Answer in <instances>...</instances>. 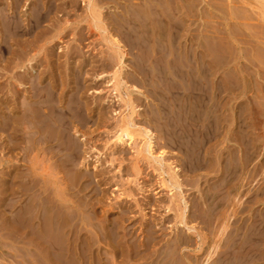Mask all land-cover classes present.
Here are the masks:
<instances>
[{"label":"rangeland","instance_id":"1","mask_svg":"<svg viewBox=\"0 0 264 264\" xmlns=\"http://www.w3.org/2000/svg\"><path fill=\"white\" fill-rule=\"evenodd\" d=\"M17 2H20L19 6ZM42 4L47 9L41 11V14H44L40 20L41 24L34 22L35 18L32 15L33 12L38 13ZM15 6L19 8L18 11L15 10L17 9L14 8ZM88 6L87 0H39L38 2L37 0H0V31L3 30L2 28L8 29L6 26L9 22L6 15L7 9L11 7L15 10L12 14L15 17L17 15L16 20L22 22L25 28H21L19 32L21 34L11 36L14 40L11 37L8 39V44L16 50L15 57L8 53L9 56L6 53L4 55L0 51L2 53V55L0 53V112L2 113L0 117L10 112L12 124L17 130V133L4 132L0 118V264H43L44 262L58 264L61 261L60 264H65L66 261L68 264L71 261V264H103L104 262V264H225V262L226 264L228 262L229 264H264V0H91L92 8ZM44 17L47 18L46 22ZM33 22L35 25L38 24L35 26ZM40 25L45 27L41 28ZM22 30L25 32L22 33ZM130 38L131 42H129ZM116 43L119 46L115 45ZM118 54L125 58L122 59L124 64L121 69V92L123 91L124 100L127 98L125 102L119 100L120 97L110 91L112 86L109 78L121 66L118 65L120 64ZM29 56L30 66L27 59ZM202 62L207 65L204 67ZM190 63L195 64L191 66ZM12 65L17 66L16 69ZM194 65L197 69H193L196 68ZM21 66L26 69L24 67L20 69ZM5 69L9 72L7 73ZM176 70L179 71L176 73ZM204 71L207 72L211 82L210 89L215 81L222 89L225 88L224 101H220L224 102L227 108L225 116L229 120L232 112L240 115L244 123V133L235 134L233 137L231 135L233 138L231 139L228 131L229 123H227L223 130L219 129L209 136V138L212 136V139L202 141V152H205V157L201 152L202 156L195 158L192 154L191 137L188 136L191 135L190 124L193 114L192 95L189 90L193 75L199 72L202 75ZM30 75L33 79L37 78L38 80L35 79L37 81L44 80L45 89L46 87L48 89V91L46 89L48 92L46 97L51 100L52 96V100L56 99L58 103L63 101L66 107L64 115L68 117L64 120L67 126L69 122L70 128L66 129L67 134L65 132L63 134V139H66V142L65 139L62 140L63 144L55 140L48 142L45 147L40 141L45 137L54 140L55 137H52L49 129H53V135L56 136L58 132V129L57 132L54 129L56 117H50L51 125L44 133V139V134L41 138L42 134H35L37 132L34 129L32 134L27 133L29 137L22 130L19 113L21 105L24 106L23 99L25 98V102L26 96L30 94V86H28L30 84L27 79L31 77ZM212 77L216 79L214 78L213 81ZM51 80L58 85H54ZM17 82L22 83L21 88ZM231 82H234L233 85ZM185 87L188 89L184 90ZM12 89L18 90L12 91ZM11 92L16 94L13 95ZM19 95L23 99H19ZM129 98L132 99L130 100L136 111L131 117L136 123L134 128L136 142L129 144V141L125 140L117 144L114 134L122 118L121 113L124 112L125 116L132 113L130 107H124L129 103ZM71 102L73 104L75 102L79 108L75 104L72 106ZM67 103L72 107L70 108ZM76 109L82 112L79 113L80 116L77 115V111L75 112ZM71 111L72 113H69ZM144 128L150 129L155 136L156 156L151 157L147 151L145 155L139 154L143 152L140 135ZM33 134L35 137H31ZM66 135L76 141L69 142ZM243 135L244 143H249L248 147L237 140ZM14 138L17 140L15 141ZM227 138L229 140L223 144L222 142ZM63 145H67L69 149L72 147L71 151L60 152ZM55 146L58 149L56 152ZM35 150L39 151L35 152ZM55 153L62 157L59 158V155L57 157ZM72 153L77 158L74 155V159L71 158ZM158 153L163 154L159 156ZM34 159L37 160L36 163ZM59 159L61 160L58 161ZM190 159L195 162H191ZM36 169L39 173L35 172ZM6 171H10L7 172L8 176ZM81 173L90 176L84 177ZM75 175L77 179L80 178L77 180ZM11 176L15 180H12ZM74 178L75 182H73ZM6 182L12 184L9 183L7 186ZM163 183L167 185L165 190ZM45 189L47 191H44ZM56 189L60 190L56 191ZM217 190L220 191L216 192ZM56 192L60 193V198H64V194H67L65 198L67 201L71 199L72 202L65 201L67 202L65 203L63 201L66 199L59 198L58 202V199H53ZM38 193L42 195L38 196ZM41 198H44L43 201ZM33 205L37 207L33 209L34 212ZM195 206L198 208L195 209ZM81 210L84 212L89 210V215ZM28 213L33 218L37 217L34 219L29 217V222ZM182 213L185 218L182 217ZM21 214H24V218ZM39 215L44 216L42 224ZM68 215L77 219L79 217V220L83 219L84 225ZM22 218L23 221L25 220L24 224ZM33 220H36L35 223ZM49 223H55L53 226L56 229L53 226L51 228ZM188 226L194 229L185 228ZM32 227L34 230L30 229ZM18 229L22 230L21 234ZM109 232H113L111 235L113 240ZM113 234L116 236L113 237ZM55 238L62 243L59 244ZM70 238L75 239L74 243ZM43 240L48 241L49 245ZM97 242L100 243V247ZM82 247H85L84 250ZM225 250L227 251L224 253ZM132 253H137V257L135 258L133 256L135 254ZM240 253L242 256L239 255ZM94 255L97 259L100 258V261L96 262ZM68 257L70 259H67ZM236 258L239 259L238 263Z\"/></svg>","mask_w":264,"mask_h":264},{"label":"bare ground","instance_id":"2","mask_svg":"<svg viewBox=\"0 0 264 264\" xmlns=\"http://www.w3.org/2000/svg\"><path fill=\"white\" fill-rule=\"evenodd\" d=\"M14 1V0H13ZM22 1V0H21ZM25 1V0H24ZM28 1V0H27ZM32 1V0H31ZM39 0H37V2H38ZM55 1V0H54ZM88 1V5L89 6H91V0H87ZM8 2V1H7ZM84 2V1H83ZM86 2V1H85ZM84 2V3H85ZM18 3V2H17ZM29 3V2H28ZM36 3V2H35ZM52 3V2H51ZM73 3V2H72ZM19 4H20V2L18 3V6H19ZM24 4V3H23ZM37 4V3H36ZM39 4L40 3H38V6H39ZM172 4V3H171ZM43 6L41 7V5H40V9L38 10V13H37V11H36V14H34V12H33V15H32V17L33 18H35V20H34V22L36 21V22H40V20L43 18V15L41 14L42 12L41 11H43L45 8H46V3H45V5L44 4H42ZM11 6V5H10ZM25 6V5H24ZM37 6V7H38ZM88 6V7H89ZM4 7V6H3ZM34 7V6H33ZM49 7V6H48ZM57 7V6H56ZM1 8H2V6H1ZM14 8H17L16 6L14 7ZM14 8L13 7H11V8H8L7 9V11H8V13H7V22H9L8 23V26H6V25H3V27L4 26H6V27H8V29L6 28L5 30H4V28H2L3 30H1L0 31V51L4 54V53H8V54H12V55H14V51H16V50H13V47H11V45H9L8 44V39H9V37H14L15 35H19V34H21V33H19L20 32V30H21V28L23 27L24 28V26H23V24H22V22H19L18 20H16V18H17V15H16V17H15V15H13L12 13L15 11V10H17L18 11V9L19 8H17V9H15L14 10ZM23 8V7H22ZM25 8H27V7H25ZM24 8V9H25ZM91 8H92V6H91ZM6 9V8H5ZM47 9V8H46ZM49 9V8H48ZM52 9V8H51ZM29 10H31V9H29ZM36 10V9H35ZM56 10V9H55ZM88 10H89V8H88ZM6 11V12H7ZM24 11V10H23ZM22 11V12H23ZM50 11V10H49ZM1 12V11H0ZM26 12V11H25ZM29 12V11H28ZM51 12V11H50ZM50 12H49V14H50ZM94 12V11H93ZM97 12V11H96ZM3 13H4V11H3ZM19 13V12H18ZM27 13V12H26ZM47 13H48V11H47ZM1 14V13H0ZM6 14V13H5ZM12 14V15H11ZM19 14H21V13H19ZM49 14H47L48 16H49ZM90 14V13H89ZM4 15V14H3ZM27 15V14H26ZM26 15H25V17H26ZM91 15V14H90ZM5 16V17H6ZM20 16V15H19ZM173 16V15H172ZM3 17V16H2ZM30 17V16H29ZM4 18V17H3ZM3 18H1V19H3ZM101 18V17H100ZM4 19H6V18H4ZM24 19V18H23ZM28 20H29V18H27ZM44 19H45V22L47 21V18H45L44 17ZM26 20V19H25ZM97 20V19H96ZM95 20V21H96ZM124 20V19H123ZM2 22H5V21H3L2 20ZM25 22V21H24ZM31 22V21H30ZM34 22H33V24H34ZM42 22H43V20H42ZM6 23V22H5ZM41 23V22H40ZM26 24H29V23H26ZM38 24V23H37ZM36 24V25H37ZM42 24V23H41ZM30 25V24H29ZM35 25V24H34ZM35 25V26H36ZM123 25V24H122ZM143 25V24H142ZM121 26V25H120ZM28 26H26V28H27ZM33 27V26H32ZM40 27H41V25H40ZM39 27V28H40ZM45 26H43V27H41V28H44ZM122 27V26H121ZM25 29V28H24ZM33 29V28H32ZM34 29H35V27H34ZM46 29V28H45ZM44 29V30H45ZM124 29H126V28H124ZM23 31L24 30H22V33H23ZM34 31V30H33ZM35 31H37V30H35ZM41 31V30H40ZM122 31H124V30H122ZM25 32V31H24ZM42 32H43V29H42ZM125 32V31H124ZM123 32V33H124ZM129 32V31H128ZM128 32L126 33L127 34V37L129 36V34H128ZM27 33V32H26ZM31 33V32H30ZM109 33V32H108ZM25 34V33H24ZM32 34V33H31ZM39 34V33H38ZM43 34V33H42ZM194 34V33H193ZM221 34V33H220ZM9 35V36H8ZM26 35V34H25ZM29 35V34H28ZM35 35V34H34ZM37 35V34H36ZM40 35V34H39ZM39 35H37V36H39ZM22 36V35H21ZM110 36V35H109ZM113 36V35H112ZM135 36V35H134ZM11 37V38H12ZM20 37V36H19ZM131 37H132V35H131ZM41 38V37H40ZM13 39V38H12ZM11 39V40H12ZM18 39H20V38H18ZM22 39L23 38H21V41H22ZM112 39H113V37H112ZM125 39V38H124ZM127 39V38H126ZM206 39V38H205ZM14 40V39H13ZM130 41L129 42H131V38L129 39ZM127 41V40H126ZM14 42V41H13ZM24 42V41H23ZM128 42V41H127ZM126 42V43H127ZM26 43V42H25ZM112 43V42H111ZM120 43V42H119ZM145 43V42H144ZM220 43V42H219ZM14 44H15V46H16V43L14 42ZM24 44V43H23ZM42 44V43H41ZM118 43H116L115 45H117ZM127 44H129V43H127ZM136 44V43H135ZM138 44V43H137ZM19 45V44H18ZM110 45V44H109ZM112 45V44H111ZM120 45H122V44H120ZM113 46V45H112ZM118 46H119V44H118ZM139 46V45H138ZM147 46V45H146ZM217 46V45H216ZM18 47V46H17ZM20 47H21V45H20ZM23 47H25V46H23ZM133 47V46H132ZM137 47V46H136ZM220 47V46H219ZM218 47V48H219ZM15 48V47H14ZM40 48V47H39ZM121 48H123V47H121ZM121 48H119V50L121 49ZM124 48H125V46H124ZM209 48V47H208ZM215 48V47H214ZM217 48V47H216ZM41 49V48H40ZM60 49V48H59ZM136 49V48H135ZM148 49V48H147ZM19 50V49H18ZM17 50V51H18ZM25 51H27L26 49H24ZM23 50V51H24ZM116 50V49H115ZM125 51H126V48L124 49ZM146 50V49H145ZM217 49H215V51H216ZM243 50V49H242ZM176 51V50H175ZM212 51V50H211ZM0 52V53H1ZM21 52V51H20ZM19 52V53H20ZM121 52V51H120ZM2 53H1V55H2ZM17 53V52H16ZM22 53V52H21ZM34 53V52H33ZM72 53V52H71ZM7 54V55H8ZM18 54V53H17ZM117 54V53H116ZM198 54H199V52H198ZM5 55V54H4ZM3 55V56H4ZM19 55V54H18ZM17 55V56H18ZM22 55H23V53H22ZM25 55V54H24ZM32 55V54H31ZM119 55V54H118ZM218 55V54H217ZM9 56V55H8ZM26 56V55H25ZM25 56H24V58H25ZM115 56H117V55H115ZM120 56V55H119ZM1 57V56H0ZM13 57V56H12ZM14 57H15V55H14ZM34 57V56H33ZM217 57V56H216ZM17 58H19V57H17ZM21 58H22V56H21ZM119 58V57H118ZM2 59V58H1ZM3 59H6L5 57H3ZM13 59V58H12ZM15 59V58H14ZM13 59V60H14ZM27 59H28V61H29V66H30V61H31V58H30V56L29 57H27ZM123 59V57L122 56H120V64H118V65H121V66H119L120 67V69H117L114 73H112L111 74V76H110V78H109V82H111V85L110 86H112L111 87V89H110V91H111V93H113V94H116L117 96H119L120 97V99L119 100H121L122 102H125V100L127 99H125L124 100V97H123V95H122V92H121V89H122V87H121V69L123 68V64H124V59ZM10 61H11V59H10ZM19 61H21V59L19 60ZM23 61V60H22ZM199 61H201V60H199ZM24 62V61H23ZM192 62V61H191ZM197 62H198V60H197ZM204 62V61H203ZM203 62H202V64H203ZM220 62V61H219ZM15 63V62H14ZM13 64V63H12ZM25 64V63H24ZM27 64V63H26ZM191 64V63H190ZM192 64H195V63H192ZM191 64V66H193ZM3 65V64H2ZM186 65V64H185ZM196 65H198L197 63H196ZM196 65H194V66H196ZM200 65V64H199ZM204 65V64H203ZM207 64H205L204 65V67L206 66ZM4 66V65H3ZM6 66V65H5ZM17 66H19V64H18V62H17ZM17 66H14L13 67V65H12V67L13 68H15L16 69V67ZM201 66V65H200ZM22 67H24V66H21V68L20 69H22ZM118 67V68H119ZM176 67V66H175ZM201 67H203V66H201ZM8 68V67H7ZM6 68V69H7ZM25 68V67H24ZM185 68V67H184ZM187 68V67H186ZM198 68H200V67H198ZM5 69V70H6ZM26 69V68H25ZM27 69H28V67H27ZM144 69V68H143ZM193 69H197V66H196V68H193ZM204 69V68H203ZM19 70V69H18ZM141 70V69H140ZM186 70H189V69H186ZM200 70V69H199ZM209 70H211V69H209ZM4 71V70H3ZM7 71V70H6ZM6 71H5V73H6ZM12 71V70H11ZM177 71H179V70H176V73H177ZM190 72H192L191 70H189ZM194 71V70H193ZM206 71H208V70H206ZM206 71H204V72H202V75L200 74L201 72H199V73H195L194 75H193V78H192V82H190V88H191V90H189V92L191 91V97H192V104H193V114L191 115V124H190V130H191V135H188V136H190L191 137V144H192V146H193V155L195 156V158L196 157H198V156H200L201 155V152H202V141H204V142H206V141H208V140H210V139H212V136H211V138H209V136L210 135H213V133L214 132H217L219 129H221V130H223L224 128H225V126H226V124L227 123H229V129H228V131L230 132V138L231 139H233L232 137H233V135H235V134H237V135H240V133H244L243 132V130H244V123H243V119H241V117H240V115H238V114H233V112H232V116H230V119L228 120L227 118H226V116H225V109H227V108H225V104H224V102H220L221 100H223L224 101V90H225V88L224 89H222L221 88V86L220 85H218L217 83L218 82H214V85H213V87L210 89V87L211 86H209V84L211 83V82H209V77H208V74H207V72ZM219 71V70H218ZM222 71V70H221ZM224 71V70H223ZM9 72V70L7 71V73ZM20 72V71H19ZM18 72V73H19ZM144 72V71H143ZM181 72H182V70H181ZM187 72V71H186ZM185 72V73H186ZM212 72V71H211ZM215 72V71H214ZM31 73V72H30ZM219 73V72H218ZM2 74H3V72H2ZM10 74V73H9ZM15 74V73H14ZM13 74V76H15ZM25 74H26V72H25ZM202 76V77H200V75ZM214 74H216L217 75V73H214ZM19 75V74H18ZM28 75H29V73H28ZM53 75V74H52ZM163 75V74H162ZM182 75V74H181ZM187 75H188V73H187ZM191 75V74H190ZM227 75V74H226ZM4 76H5V74H4ZM10 76V75H9ZM31 76V75H30ZM79 76V75H78ZM173 76H175V75H173ZM179 76H180V74H179ZM192 76V75H191ZM214 76V75H213ZM228 76H230V75H228ZM2 77V76H1ZM19 77V76H18ZM29 77V76H28ZM43 77V76H42ZM51 77V76H50ZM54 77V76H53ZM187 77V76H186ZM216 77V76H215ZM215 77H212L213 79V81H214V78ZM20 78H21V76H20ZM39 78V77H38ZM181 78V77H180ZM184 78L185 77H183V79L182 80H184ZM189 78V77H188ZM224 78V77H223ZM5 79V78H4ZM8 79H10V78H8ZM17 79V78H16ZM22 79H24V78H22ZM21 79V80H22ZM28 80H29V83L28 84H30V85H28V86H30V89H29V95L28 96H26L27 97V100L24 102V99L23 98H21L20 97V95H19V99L21 98V99H23V102H22V104H24V106L23 105H21L20 107H21V109H20V119H21V123H22V125L21 126H23V132L24 133H26V135L29 137V135L28 134H32V130L34 129V131H36L37 133H35V134H42L40 137L42 138V136H43V134L44 133H46V130H48L47 128H48V126L49 125H51L50 123H49V121H50V117H56L57 118V121L55 122V125H54V129H56V131L55 132H57V129H58V132H57V134H56V136H54L53 134V132L54 131H52L51 129H49L51 132H52V137H55L54 138V140L53 139H49V137H48V139L45 137V134H44V136H43V139H44V137H45V139L42 141V139L40 140L42 143V145H44L45 147H46V145L48 144V142H52V141H61V143L63 142L62 140H64L63 139V134H64V132H65V134H67L66 132H68V131H66V129L67 128H70V124H69V122H67L68 123V126L65 124V120L64 119H66L68 116L67 115H64V108H66L65 107V105L63 104V101H62V103H58V101L56 100V99H53L52 100V96H51V100L48 98V97H46V94L48 93V92H46V89H47V87H46V89H45V86H46V84L44 83L43 84V82H44V80L43 79H41V78H39V79H41V80H39V81H37L38 79L37 78H35V79H37V80H35V79H33V77L31 76L30 78H27ZM101 79V78H100ZM161 79V78H160ZM187 79V78H186ZM191 79V78H190ZM211 79V78H210ZM216 79V78H215ZM230 79V78H229ZM26 80V79H25ZM76 80V79H75ZM1 81V80H0ZM18 81V80H17ZM22 81H24V80H22ZM53 80H51L50 82H52ZM191 81V80H190ZM213 81H212V83H213ZM218 81V80H217ZM231 81H233V80H231ZM10 82V81H9ZM8 82V83H9ZM48 82V81H47ZM78 82V81H77ZM77 82H75V83H77ZM172 82V81H171ZM180 82H182V81H180ZM185 82V81H184ZM2 83V82H1ZM5 83V82H4ZM4 83H2V84H4ZM11 83H13V82H11ZM18 83V86L21 88V86H22V83H20V82H17ZM25 83V82H24ZM53 83V82H52ZM51 83V84H52ZM55 83V82H54ZM53 83V84H54ZM126 83V82H125ZM166 83V82H165ZM183 83V82H182ZM232 83H234V82H231V84ZM48 84V83H47ZM52 84V85H53ZM82 84V83H81ZM122 84H124V83H122ZM188 85H189V82L187 83ZM222 84H224V83H222ZM6 85V84H5ZM15 85V84H14ZM54 85H56V84H54ZM58 85V84H57ZM56 85V86H57ZM76 85V84H75ZM169 85H171V84H169ZM233 85V84H232ZM32 86V87H31ZM49 86H51L50 84H49ZM173 86V85H172ZM62 87H64V86H62ZM121 87V88H120ZM125 87H126V85H125ZM170 87V86H169ZM180 87V86H179ZM189 87V86H188ZM232 87V86H231ZM234 87V86H233ZM240 87V86H239ZM10 88V87H9ZM22 88H24V87H22ZM32 88V89H31ZM60 88V87H59ZM77 88H79V86L77 87ZM76 88V89H77ZM15 89V88H14ZM25 89V88H24ZM50 90H51V88H49ZM64 89V88H63ZM74 89V88H73ZM174 89H176V88H174ZM173 89V90H174ZM182 89V88H181ZM180 89V90H181ZM186 89H188V88H186L185 87V89L184 90H186ZM8 90V89H7ZM18 90V89H17ZM17 90H13L12 89V91H17ZM62 92L64 91V90H62V89H60ZM20 91V90H19ZM25 91V90H24ZM24 91H22V92H24ZM47 91H48V89H47ZM52 91V90H51ZM57 91V90H56ZM109 91V92H110ZM188 91V90H187ZM21 92V93H22ZM55 92V91H54ZM126 92H128V91H126ZM174 92H175V90H174ZM5 93V92H4ZM11 93H13V92H11ZM20 93V92H19ZM56 93V92H55ZM179 93V92H178ZM7 94V93H6ZM16 94V93H15ZM14 93H13V95H15ZM25 94V93H24ZM59 94H60V91H59ZM69 94H71V93H69ZM76 94H77V92H76ZM176 94V93H175ZM5 95V94H4ZM10 96H11V94H9ZM26 95V94H25ZM62 95H63V93H62ZM61 95V96H62ZM6 96V95H5ZM4 96V97H5ZM22 96V95H21ZM53 96H55V95H53ZM56 96H57V94H56ZM60 96V95H59ZM78 96H79V94H78ZM115 96V95H114ZM130 96V95H129ZM128 96V97H129ZM241 96V95H240ZM12 97V96H11ZM14 97H16V96H14ZM69 97H71V96H69ZM69 97H68V100H69ZM72 97H74V95L72 96ZM242 97V96H241ZM49 100H48V99ZM75 98H77V97H75ZM66 99V98H65ZM131 98H129V103H126L127 105L126 106H124V107H126V108H128V107H130V109H131V114L130 115H128V116H125L124 115V112L123 113H121V115H122V118H121V120H120V122L118 123V128H117V131H116V134H114L115 135V138H116V142H117V144H118V142H120L119 144H121V142H125V140L127 141H129V144H133V143H135L136 142V138H135V136H136V133H135V127H136V123H134L133 122V120L131 119V117H132V115L134 114V113H136V111H135V107H133V104L131 103V100H130ZM225 99H227V98H225ZM234 99V98H233ZM11 100V99H10ZM16 100V99H15ZM14 100V101H15ZM60 100H62V99H60ZM63 100H64V98H63ZM68 100H66V102L68 101ZM72 100H74L73 98H72ZM76 100H78V99H75V101ZM215 100H217V101H215ZM230 100V99H229ZM12 101V100H11ZM79 101H80V99H79ZM79 101H78V103H79ZM172 101V100H171ZM8 102V101H7ZM73 102V101H72ZM71 102V105L73 104ZM127 102V101H126ZM10 103V102H9ZM12 103V102H11ZM15 103V102H14ZM70 103V102H69ZM77 103V104H78ZM74 104L76 105V103L74 102ZM73 104V105H74ZM80 104H81V102H80ZM165 104H166V102H165ZM1 105V104H0ZM67 105L71 108L72 106H70L68 103H67ZM14 106V105H13ZM12 106V107H13ZM15 106H17V105H15ZM77 106V105H76ZM80 106V105H79ZM1 107V106H0ZM5 107V106H4ZM78 107V106H77ZM76 107V108H77ZM84 107V106H83ZM190 107V106H189ZM192 107V106H191ZM244 107V106H243ZM254 107V106H253ZM7 108V105H6V107H5V109ZM16 108V107H15ZM75 108V107H74ZM79 108V107H78ZM80 108H82V106L80 107ZM10 109V108H9ZM67 109H69V108H67ZM178 109V108H177ZM70 110V109H69ZM73 110V109H72ZM78 109H76L75 110V112L77 111ZM82 110V109H81ZM2 111V110H1ZM4 111V110H3ZM82 111H84V109L82 110ZM124 111V110H123ZM127 111H129V110H127ZM230 111H232V109L230 110ZM256 111V110H255ZM74 112V111H73ZM174 112V111H173ZM179 112V111H178ZM235 112V111H234ZM1 113V112H0ZM10 113V112H9ZM9 113H5L4 114V116L3 117H0V118H2V125H1V127H2V130L4 131V132H15V133H17L16 131V129H15V126L12 124V117H11V115H9ZM67 113V112H66ZM69 113H72V111L71 112H69ZM68 113V114H69ZM77 115H79L80 116V114L82 113V112H79V111H77ZM80 113V114H79ZM230 113V112H229ZM247 113V112H246ZM251 113V112H250ZM2 114V113H1ZM76 114V113H75ZM129 114V113H128ZM76 115V116H77ZM100 115V114H99ZM169 115H171V114H169ZM243 115H245V114H243ZM16 116H18V115H16ZM65 116V117H64ZM179 116V115H178ZM184 116V115H183ZM251 116V115H250ZM74 117V116H73ZM14 118H16L17 119V117H14ZM34 118H35V120H34ZM79 118H81V117H79ZM181 118V117H180ZM184 118V117H183ZM70 119V118H69ZM169 119V118H168ZM185 119V118H184ZM184 119H183V121H184ZM18 120V119H17ZM52 120V119H51ZM187 121V120H186ZM185 121V122H186ZM229 121V122H228ZM188 122V121H187ZM253 122H255V121H253ZM180 123V122H179ZM182 123H184V122H182ZM53 124V123H52ZM175 124V123H174ZM185 124V123H184ZM187 124V123H186ZM185 124V125H186ZM20 125V124H19ZM78 125V124H77ZM225 125V126H224ZM139 126V125H138ZM248 127V126H247ZM171 128V127H170ZM186 127H184V129H185ZM256 128V127H255ZM65 129V130H64ZM137 129V128H136ZM177 129V128H176ZM249 128H247V130H248ZM69 130V129H68ZM77 130V129H76ZM116 130V129H115ZM183 130V129H182ZM188 130V132H189V129H187ZM246 130V132H248ZM75 131V130H74ZM79 131V130H78ZM139 131V130H138ZM225 131V130H224ZM223 131V133L222 134H224L225 132ZM51 132H50V134H51ZM141 132V131H140ZM187 132V133H188ZM14 133V134H15ZM28 133V134H27ZM16 135V134H15ZM25 135V134H24ZM231 135H232V137H231ZM250 135V134H249ZM46 136H47V134H46ZM48 136H50V135H48ZM140 136H142V143H140V146H141V149H142V151L143 152H139V154L142 156V155H145L144 153H146L145 151H147V154L149 153L150 154V156L151 157H153V156H156V154H155V152H154V147H155V143H154V134L150 131V129H148V128H144V130L141 132V135ZM10 137V136H9ZM31 137H35L34 136V134H33V136L31 135ZM66 137H67V135H66ZM178 137V136H177ZM3 138V137H2ZM10 138H12V137H10ZM25 138V137H24ZM67 138H69V137H67ZM141 138V137H140ZM186 138H188V137H186ZM209 138V139H208ZM246 138H248V137H246ZM6 139V138H5ZM13 139V138H12ZM15 139V138H14ZM26 139V138H25ZM30 139V138H29ZM32 139V138H31ZM40 139V138H39ZM215 139V138H214ZM243 139H244V135H243V137L242 136H240V137H238L237 138V140H238V142L240 143V144H243V146H245V147H248V144L249 143H244V141H243ZM17 139H15V141H16ZM33 140V139H32ZM68 140V139H67ZM70 140L71 141H76V140H72V139H70L69 138V142H70ZM227 140H229V138H227L226 140H224L222 143L224 144V143H226L227 142ZM9 141V140H8ZM28 141V140H27ZM30 141V140H29ZM212 141H214V140H212ZM216 141V140H215ZM246 141V140H245ZM251 141H252V139H251ZM4 142V141H3ZM11 142V141H10ZM65 142H66V139H65ZM68 142V143H69ZM230 142V141H229ZM235 142L237 143V141H236V139H235ZM30 143V142H29ZM75 143V142H74ZM252 143V142H251ZM34 144H36V143H34ZM40 144V145H41ZM53 144V143H52ZM60 143H58L57 145H59ZM63 144V143H62ZM66 144V143H65ZM69 144H71V143H69ZM78 144V143H77ZM239 144V145H240ZM253 144V143H252ZM56 145V146H57ZM73 145V144H72ZM185 145V144H184ZM190 145V144H189ZM24 146V145H23ZM36 146V145H35ZM44 146H42V147H44ZM55 146V147H56ZM75 146H76V143H75ZM188 146V145H187ZM208 146V145H207ZM223 146V145H222ZM7 147H8V145H7ZM11 147V146H10ZM18 147V146H17ZM26 148H27V146H25ZM59 147H60V145H59ZM77 147V146H76ZM138 147H139V145H138ZM186 147V146H185ZM191 147V146H190ZM219 147V146H218ZM221 147V146H220ZM254 147V146H253ZM13 148V147H12ZM50 148H51V146L49 147V149L48 150H50ZM72 148V147H71ZM71 148L69 149V147L67 146V145H63L61 148H60V152H69V151H71ZM78 148H79V146H78ZM187 148V147H186ZM186 148H184L185 150H186ZM46 149V148H45ZM44 149V150H45ZM74 149H76V148H74ZM139 149H140V147H139ZM254 149V148H253ZM41 150H42V148H41ZM40 150V151H41ZM47 150V151H48ZM55 150V152H56V150H58L57 149V147L54 149ZM79 150V149H78ZM138 150V149H137ZM190 150H191V148H190ZM205 150V149H204ZM8 151H10V150H8ZM39 150H35V152H38ZM46 151V150H45ZM44 151V152H45ZM52 151V150H51ZM188 151V150H187ZM14 152V151H13ZM22 152V151H21ZM31 152H33V150H31ZM50 152V151H49ZM53 152V151H52ZM73 152V151H72ZM74 152H75V150H74ZM73 152V153H74ZM191 152H192V150H191ZM72 153V155L71 156H75V154H73ZM189 153H190V151H189ZM203 153V152H202ZM56 154V153H55ZM62 154H64V153H62ZM67 154V153H66ZM137 154V153H136ZM139 154H138V158H139ZM159 154V153H158ZM163 153H160L159 154V156L160 155H162ZM191 154V155H192ZM204 154V157H205V152L203 153ZM37 155V154H36ZM57 155V154H56ZM55 155V156H56ZM59 155V154H58ZM58 155H57V157H58ZM60 156V155H59ZM65 156V155H64ZM74 156L73 157H71V158H73L74 159ZM140 156V157H141ZM158 156V155H157ZM189 156V155H188ZM202 156V155H201ZM62 156H60L59 158H61ZM145 157V156H144ZM68 158V157H67ZM75 158H77V156H75ZM137 158V159H138ZM150 158V157H149ZM162 158V157H161ZM191 158V157H190ZM194 158V157H193ZM200 158H202V157H200ZM35 159H36V157H35ZM34 159V160H35ZM50 159V158H49ZM69 159V158H68ZM73 159H71V160H73ZM61 159H59L58 161H60ZM76 160V159H75ZM74 160V161H75ZM154 160V159H153ZM199 160V159H198ZM201 160V159H200ZM206 160V159H205ZM36 161L37 160H35L34 162L36 163ZM74 161H73V163H74ZM157 161V160H156ZM188 161V160H187ZM190 161H191V159H190ZM194 161V160H193ZM193 161H191V162H193ZM235 161V160H234ZM33 162V163H34ZM195 162V161H194ZM193 162V163H194ZM197 163L198 162H200V161H196ZM38 163V162H37ZM137 163V162H136ZM139 163V162H138ZM137 163V164H138ZM158 163V162H157ZM203 163V162H202ZM207 163V162H206ZM44 164V163H43ZM51 164H52V162H51ZM196 164V163H195ZM63 165V164H62ZM204 165V164H203ZM206 165V164H205ZM61 166V165H60ZM72 166H74V164L72 165ZM71 166V167H72ZM195 166H198V165H195ZM71 167H70V170L72 171V169H71ZM162 167V166H161ZM189 167V166H188ZM198 167H200V165L198 166ZM197 167V168H198ZM57 168V167H56ZM61 168V167H60ZM73 168V167H72ZM32 169H34V167L32 166ZM65 169V168H64ZM232 169H234V168H232ZM62 170V169H61ZM69 170V171H70ZM194 170V169H193ZM203 170V169H202ZM17 171V170H16ZM21 171V170H20ZM38 170L36 169L35 170V172H37ZM8 171H6V175L10 172H8ZM165 172V171H164ZM193 172V171H192ZM34 173V172H33ZM38 173H39V171H38ZM191 173V172H190ZM230 173V172H229ZM35 174V173H34ZM67 174H69V173H67ZM82 174V173H81ZM80 174V175H81ZM161 174H162V171H161ZM160 174V175H161ZM168 175H169V173H167ZM3 175H5V174H3ZM37 175V174H36ZM36 175H35V177H36ZM40 175H42V173L40 172ZM70 175V174H69ZM74 175V174H73ZM84 177H86V176H88V175H86L85 176V173H83L82 174ZM81 175V176H82ZM159 175V176H160ZM8 176V175H7ZM43 176V175H42ZM79 176V175H78ZM82 176V177H83ZM90 176V175H89ZM162 176V175H161ZM13 176H11V178H12ZM46 177V176H45ZM75 178H76V175L74 176ZM94 177V176H93ZM169 177H171V176H169ZM7 178V177H6ZM11 178H10V180H11ZM16 178V177H15ZM75 178H74V181L73 182H75ZM80 177H78V179H79ZM89 178V177H88ZM160 178H162V177H160ZM175 178H177V177H175ZM39 179V178H38ZM52 179H54V178H52ZM77 179V178H76ZM77 179V180H78ZM86 179V178H85ZM10 180H8V181H10ZM12 180H15V179H13L12 178ZM81 180V179H80ZM169 180V179H168ZM7 181V182H8ZM17 181V180H16ZM46 181V180H45ZM57 181V180H56ZM87 181V180H86ZM165 180H163V182H164ZM171 181V180H170ZM7 182H6V184H7ZM15 182V181H14ZM51 182V181H50ZM84 182V181H83ZM168 182V181H167ZM10 183V182H9ZM8 183V184H9ZM87 183H90V182H87ZM161 183V182H160ZM180 183V182H179ZM197 183V182H196ZM3 184H4V182H3ZM8 184H7V186H8ZM10 184H12V183H10ZM23 184V183H22ZM47 184V183H46ZM74 184V183H73ZM85 184V183H84ZM14 186L16 185V183L15 184H13ZM34 185V184H33ZM162 185V184H161ZM163 185L165 186V188H164V190L167 188V185L165 184V183H163ZM2 186V185H1ZM13 186V187H14ZM87 186V185H86ZM219 186V185H218ZM2 187H4V186H2ZM6 187V186H5ZM10 187H12V185L10 186ZM32 187V186H31ZM38 187V186H37ZM41 187V186H40ZM8 188V187H7ZM42 188V187H41ZM55 188V187H54ZM57 188H60V187H57ZM213 188V187H212ZM28 189H31V188H28ZM36 189V188H35ZM34 189V190H35ZM75 189V188H74ZM169 189V188H168ZM221 189V188H220ZM8 190V189H7ZM10 190H11V188H10ZM25 190H26V188H25ZM33 190V189H32ZM58 189H56V191H57ZM60 190V189H59ZM58 190V191H59ZM61 190H63V189H61ZM87 190V189H86ZM173 190V189H172ZM211 190V189H210ZM12 191V190H11ZM26 191H29V190H26ZM38 191V190H37ZM37 191H35L36 193H37ZM44 191H47V189H45ZM54 191V190H53ZM64 191V190H63ZM63 191H61V192H63ZM171 191V190H170ZM212 191V190H211ZM218 191H220V190H217L216 192H218ZM31 192V191H30ZM41 192H42V190H41ZM55 192V191H54ZM2 193V192H1ZM14 193V192H13ZM58 192H56V194H54V197H53V199L55 198L56 200L59 198L60 200L61 199H66V200H64L63 202H65V201H67V198H65L66 197V195L64 194V198H60L59 196V194H57ZM65 193V192H64ZM39 194H41V193H38V196H39ZM3 195H5L6 196V194H4L3 193ZM42 195V194H41ZM41 195H40V197H41ZM48 195V194H47ZM55 195H57V196H55ZM35 197H36V195H34ZM51 197V198H52ZM9 199H10V197H8ZM12 198H14V197H12ZM8 199V200H9ZM27 199V198H26ZM36 198H34V200H35ZM44 199V198H43ZM43 199L41 198V200L43 201ZM45 199H47V198H45ZM52 199V200H53ZM59 199H58V202H59ZM207 199V198H206ZM3 200V199H2ZM11 200V199H10ZM48 201H49V199H47ZM68 200H70V201H67V202H72L71 201V199H68ZM40 201V200H39ZM53 201H55V200H53ZM7 202H9V201H7ZM6 202V203H7ZM41 202V201H40ZM63 202H61V203H63ZM67 202H65V203H67ZM211 202V201H210ZM16 203V202H15ZM50 203H51V201H50ZM57 203V202H56ZM61 203H60V205H58L59 207L61 206ZM83 203V202H82ZM214 203V202H213ZM33 204H34V201H33ZM64 204V203H63ZM88 204V203H87ZM197 204V203H196ZM9 205V204H8ZM51 205H53V203L51 204ZM51 205H50V207H51ZM84 205V204H83ZM198 205V204H197ZM5 207H7L6 205H4ZM34 206V208H32V211L34 212V210H35V208H37V207H35L36 205H33ZM41 206V205H40ZM55 206H57V204L55 205ZM58 206H57V208H58ZM63 206V205H62ZM65 206V205H64ZM187 206V205H186ZM216 206V205H215ZM32 207V206H31ZM194 207V206H193ZM4 208V207H3ZM28 208V207H27ZM41 208V207H40ZM54 209H56V207H53ZM66 208H68V207H66ZM65 208V209H66ZM78 208H79V206H78ZM185 208V207H184ZM196 208H198V207H196L195 206V209ZM6 209V208H5ZM8 209V208H7ZM34 209V210H33ZM39 209V208H38ZM62 209V208H61ZM64 209V210H65ZM84 209V208H83ZM86 209H87V206H86ZM86 209H84V210H86ZM186 209V208H185ZM185 209H184V211H185ZM40 210V209H39ZM39 210H38V213H39ZM71 210V209H70ZM90 210V209H89ZM89 210L88 211H82V212H84V213H88L89 212ZM198 210H200V209H198ZM6 211H8V210H6ZM28 210L26 209V212H27ZM32 211L30 212V214L32 213ZM37 211V210H36ZM41 211H43V213H44V210H42L41 209ZM182 211V210H181ZM68 212H70L69 210H68ZM68 212H66L67 214H68ZM95 212H97V211H95ZM42 213V214H43ZM47 213V212H46ZM51 213V212H50ZM56 213V212H55ZM61 213V212H60ZM62 213H63V211H62ZM71 213V212H70ZM99 213V212H98ZM29 214V213H28ZM29 214V216L27 217V220H29V222H30V218L32 217L33 218V216L32 215H30ZM34 214H36V213H34ZM58 214V213H57ZM56 214V215H57ZM183 214V213H182ZM181 214V215H182ZM200 214V213H199ZM10 215V214H9ZM22 216L24 215V214H21ZM20 215V216H21ZM44 215V214H43ZM59 215V214H58ZM71 215V214H70ZM70 215H68V216H70ZM73 215L75 216V214L73 213ZM88 215H89V213H88ZM27 216V215H26ZM40 216V215H39ZM94 215H92V217H93ZM30 217V218H29ZM35 217H37V216H35ZM34 217V218H35ZM54 217H55V215H54ZM60 217V216H59ZM71 217V216H70ZM147 217V216H146ZM181 217V216H180ZM182 217L183 218H185L184 217V214L182 215ZM200 217V216H199ZM23 218H24V216H23ZM23 218H22V221H23ZM29 218V219H28ZM33 218V219H34ZM40 218V220H41V223L40 224H42V218H44V216L43 217H39ZM61 218V217H60ZM71 218H74V217H71ZM81 218V217H80ZM85 218V217H84ZM94 218V217H93ZM92 218V219H93ZM177 218H179V216L177 217ZM37 219V218H36ZM46 219V218H45ZM51 219V218H50ZM49 219V220H50ZM63 219V218H62ZM75 220L77 219V218H74ZM73 219V220H74ZM86 219V218H85ZM92 219H90L91 221H92ZM95 219V218H94ZM47 220V219H46ZM55 220V219H54ZM72 220V221H73ZM77 220H79V217H78V219ZM120 220V219H119ZM25 221V220H24ZM24 221H23V224H24ZM36 221V220H35ZM35 221L33 220V222L35 223ZM51 221H52V219H51ZM51 221H49V222H51ZM80 221V223L79 224H83L84 222H82V221H84L83 219L82 220H79ZM107 221V220H106ZM114 221V220H113ZM185 221V220H184ZM184 221H182V223L184 222ZM20 222H21V219H20ZM27 222V221H26ZM29 222H27V223H29ZM54 222V221H53ZM60 222H62L61 221V219H60ZM67 222V221H66ZM74 222V221H73ZM105 222V221H104ZM112 222V221H111ZM180 222V221H179ZM31 223H32V220H31ZM47 223V222H46ZM77 223V222H76ZM116 223V222H115ZM3 224H4V222H3ZM14 224V223H13ZM16 224V223H15ZM39 224V223H38ZM45 224V223H44ZM52 223H49V225H50V227L52 228V226L55 224H52ZM93 224V223H92ZM108 224V223H107ZM183 224H185V223H183ZM37 225V224H36ZM84 225V224H83ZM104 225V224H103ZM109 225V224H108ZM107 225V226H108ZM114 225V224H113ZM117 225V224H116ZM180 225V224H179ZM228 225V224H227ZM30 226H31V224H30ZM30 226H28V227H30ZM39 226V225H38ZM46 226H48V225H46ZM58 226V225H57ZM72 226V225H71ZM79 226H81V225H79ZM79 226H77L78 228H79ZM183 226V225H182ZM185 226V225H184ZM27 227V228H28ZM34 227H36L35 225H34ZM54 227V226H53ZM74 227V226H73ZM84 228H85V226H83ZM17 228H20L21 229V227H18L17 226ZM37 228V227H36ZM62 228V227H61ZM67 228V227H66ZM92 228V227H91ZM185 228H187L188 230H192V229H194V228H191L190 226H188V227H185ZM14 229V228H13ZM20 229H18V232L20 233L21 231H19ZM31 230L33 229V227L32 228H30ZM29 229V230H30ZM54 229H56L55 227H54ZM69 229V228H68ZM87 229V228H86ZM94 229V228H93ZM100 229V228H99ZM104 229V228H103ZM153 229V228H152ZM34 230V229H33ZM52 230V229H51ZM78 230V229H77ZM80 230V229H79ZM83 230V229H82ZM95 230V229H94ZM105 230V229H104ZM103 230V231H104ZM114 230V229H113ZM24 231V230H23ZM59 231V230H58ZM65 231V230H64ZM102 231V230H101ZM109 231H110V229H109ZM112 231V230H111ZM148 231V230H147ZM26 232V231H25ZM31 232V231H30ZM35 232V231H34ZM34 232L32 233L33 235H34ZM69 232H70V230H69ZM68 232V233H69ZM73 232H74V230H73ZM86 232H88V231H86ZM90 232V231H89ZM192 232V231H191ZM29 233V232H28ZM53 233V232H52ZM64 233V232H63ZM79 233V232H78ZM91 233V232H90ZM106 233H108V232H106ZM111 232H109V234H110ZM113 233V232H112ZM112 233L109 235L110 237H111V240H113L112 239ZM127 233V232H126ZM152 233V232H151ZM155 233V232H154ZM21 234V233H20ZM27 234V233H26ZM38 234V233H37ZM59 234H60V232H59ZM65 234V233H64ZM91 234H93V233H91ZM119 234V233H118ZM24 235H25V233H24ZM32 235V236H33ZM66 235V234H65ZM70 235V234H69ZM74 235V237H75V234H73ZM73 235H72V237H73ZM115 234H113V237H115L114 236ZM120 235H121V232H120ZM29 236V235H28ZM49 236V235H48ZM71 236V235H70ZM69 236V237H70ZM127 236V235H126ZM19 237H21L20 235H19ZM55 237V236H54ZM62 238H63V236H61ZM61 237H60V239H61ZM81 237V236H80ZM84 237H86V235L84 236ZM83 236H82V238H84ZM22 238V237H21ZM25 238H26V235H25ZM57 238V237H56ZM55 238V240H57V241H59V239H56ZM79 238V237H78ZM77 238V239H78ZM82 238H80V239H82ZM99 238V237H98ZM141 238V237H140ZM154 238V237H153ZM29 239V238H28ZM36 239H37V237H36ZM67 239V238H66ZM69 239V238H68ZM79 239V240H80ZM106 239V238H105ZM150 239H152V238H150ZM156 239V238H155ZM19 240V239H18ZM24 241L26 240V239H23ZM39 240H41V239H39ZM70 240H73V243H74V238L73 239H71L70 238ZM85 240V239H84ZM83 240V241H84ZM98 240V239H97ZM101 240H103V238H101ZM109 240V239H108ZM110 240V241H111ZM123 240V239H122ZM125 240V239H124ZM129 240H130V238H129ZM133 240V239H132ZM154 240V239H153ZM21 241H22V239H21ZM20 241V242H21ZM43 241H45L46 243L48 242V241H46V240H43ZM57 241H56V243H57ZM68 241V240H67ZM78 241V240H77ZM89 241V240H88ZM87 241V242H88ZM103 241H105V240H103ZM150 241V240H149ZM251 241V240H250ZM19 242V243H20ZM71 242V241H70ZM85 242V241H84ZM100 242V241H99ZM99 242H97V243H99ZM108 242V241H107ZM127 242V241H126ZM146 242H147V240H146ZM151 242V241H150ZM25 243H27L28 244V242H25ZM35 243V242H34ZM60 243H62V242H60L59 241V244ZM64 243H66V242H64ZM76 243V242H75ZM81 243H83V242H81ZM81 243H79V244H81ZM26 244V245H27ZM41 244H42V241H41ZM44 244V243H43ZM42 244V245H43ZM48 244V243H47ZM72 244V243H71ZM77 244H78V242H77ZM76 244V245H77ZM132 244H134V243H132ZM137 243H135V245H136ZM151 244V243H150ZM21 245H23V243L21 244ZM49 245V244H48ZM52 245H53V243H52ZM55 245V244H54ZM57 245V244H56ZM75 245V244H74ZM84 245H87V244H84ZM123 245V244H122ZM126 245H127V243H126ZM140 245H141V243H140ZM20 246V245H19ZM44 246V245H43ZM58 246H60V245H58ZM70 246V245H69ZM83 246V245H82ZM98 246V245H97ZM116 246V245H115ZM117 246H118V244H117ZM116 246V247H117ZM146 246H147V244H146ZM146 246H145V248H146ZM173 246V245H172ZM22 247H25V246H22ZM21 247V248H22ZM26 247H28V246H26ZM38 247V246H37ZM56 247V246H55ZM61 247V246H60ZM64 247V246H63ZM81 247V246H80ZM93 247V246H92ZM99 247H100V243H99ZM133 247V246H132ZM142 247V246H141ZM148 247H149V245H148ZM242 247V246H241ZM241 247H239V250H240V248ZM246 247V246H245ZM40 248V247H39ZM65 248V247H64ZM67 248H68V246H67ZM83 248V247H82ZM85 248V247H84ZM84 248H83V250H84ZM87 248H88V246H87ZM125 248V247H124ZM243 248V247H242ZM35 249H36V247H35ZM42 249V248H41ZM52 249H53V247H52ZM57 249V248H56ZM75 249H76V247H75ZM90 249H92V248H90ZM149 249V248H148ZM80 250V249H79ZM88 250V249H87ZM87 250H85V251H87ZM118 250H119V248H118ZM126 250V249H125ZM154 250V249H153ZM43 251V250H42ZM68 251V250H67ZM69 251H70V249H69ZM71 251H73V250H71ZM77 251V250H76ZM81 251V250H80ZM91 251V250H90ZM95 251H97V250H95ZM155 251V250H154ZM156 251H157V249H156ZM155 251V252H156ZM227 250H225L224 251V253L226 252ZM242 251V250H241ZM40 252V251H39ZM64 252V251H63ZM82 252V251H81ZM80 252V253H81ZM92 252V251H91ZM98 252H99V250H98ZM133 252H134V250H133ZM243 252V251H242ZM43 253V252H42ZM46 253H49V252H47L46 251ZM70 253V252H69ZM73 253V252H72ZM78 253V252H77ZM84 253V252H83ZM82 253V254H83ZM121 253V252H120ZM149 253V252H148ZM222 253V252H221ZM235 253V252H234ZM244 253V252H243ZM45 254V253H44ZM63 254V253H62ZM68 254V253H67ZM66 254V255H67ZM87 254H88V252H87ZM89 254H92V253H89ZM103 254V253H102ZM125 254V253H124ZM123 254V255H124ZM132 254H135V253H132ZM141 254V253H140ZM156 254V253H155ZM46 255V254H45ZM53 255H54V252H53ZM60 255V254H59ZM64 255V254H63ZM78 255V254H77ZM76 255V256H77ZM81 255V254H80ZM79 255V256H80ZM83 255H85V254H83ZM104 255V254H103ZM119 255V254H118ZM137 255V253L135 254V255H133L134 257ZM148 255V254H147ZM152 255V254H151ZM159 255V254H158ZM240 256H242L241 255V253L239 254ZM246 255V254H245ZM38 256V255H37ZM36 256V258H38ZM68 256V255H67ZM78 256V257H79ZM82 256V255H81ZM86 256V255H85ZM100 256V255H99ZM114 256V255H113ZM120 256V255H119ZM153 256V255H152ZM151 256V257H152ZM160 256V255H159ZM48 257V256H47ZM64 257V256H63ZM66 257V256H65ZM94 257H95V255H94ZM124 257V256H123ZM137 257V256H136ZM135 257V258H136ZM148 257H150V256H148ZM154 257V256H153ZM156 257V256H155ZM220 257V256H219ZM231 257V256H230ZM248 257V256H247ZM75 258H77V257H75ZM80 258V257H79ZM84 258V257H83ZM96 258V257H95ZM104 258V257H103ZM119 258V257H118ZM147 258V257H146ZM237 258H238V255H237ZM237 258H236V260H237ZM242 258V257H241ZM240 257H239V259H241ZM67 259H70L69 257L67 258ZM78 259V258H77ZM87 259V258H86ZM97 259V258H96ZM100 259V258H99ZM99 259H97V260H95L96 262L97 261H100ZM121 259V258H120ZM124 259V258H123ZM149 259V258H148ZM222 259V258H221ZM238 259V260H239ZM251 259V258H250ZM253 259V258H252ZM39 261H40V259H38ZM60 260V259H59ZM62 260V259H61ZM65 260H66V258H65ZM72 260V259H71ZM114 260H115V258H114ZM113 260V261H114ZM128 260H129V258H128ZM224 260V259H223ZM238 260H237V263H238ZM244 260V259H243ZM242 260V261H243ZM28 261V260H27ZM38 261V262H39ZM69 261V260H68ZM81 261V260H80ZM86 261V260H85ZM94 261V262H95ZM103 261V260H102ZM105 261V260H104ZM112 261V260H111ZM149 261V260H148ZM233 261V260H232ZM232 261H230V262H232ZM234 261H235V259H234ZM242 261H239V262H242ZM62 262V261H61ZM60 262V263H61ZM63 262L65 263V261L63 260ZM155 262V261H154ZM218 262H219V259H218ZM225 262V261H224ZM34 263V262H33ZM40 263H41V261H40ZM60 263H58V264H60ZM71 263H72V261H71ZM70 262H69V264H71ZM79 263V262H78ZM89 263V262H88ZM91 263V262H90ZM105 263V262H104ZM103 263V264H104ZM131 263V262H130ZM146 263V262H145ZM214 263V262H213ZM216 263V262H215ZM223 263V262H222ZM227 262H225V264H226ZM43 264H45V262L43 263ZM56 264V263H55ZM63 264V263H62ZM65 264H68L67 263V261H66V263ZM76 264V263H75ZM84 264V263H83ZM98 264H100V263H98ZM102 264V263H101ZM114 264V263H113ZM117 264V263H116ZM125 264V263H124ZM212 264V263H211ZM220 264V263H219ZM224 264V263H223ZM228 264H229V262H228ZM232 264V263H231ZM236 264V263H235ZM243 264V263H242Z\"/></svg>","mask_w":264,"mask_h":264}]
</instances>
